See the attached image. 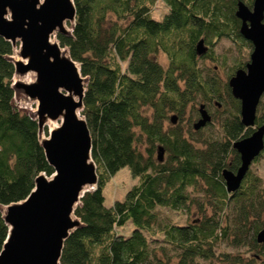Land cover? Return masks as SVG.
Returning <instances> with one entry per match:
<instances>
[{
	"label": "trees",
	"instance_id": "1",
	"mask_svg": "<svg viewBox=\"0 0 264 264\" xmlns=\"http://www.w3.org/2000/svg\"><path fill=\"white\" fill-rule=\"evenodd\" d=\"M158 1L73 0L71 32H56L87 78L80 114L98 174L96 188L74 209L81 224L65 239L60 264H264V243L256 240L264 226L263 181L250 170L229 192L221 173L231 142L244 136L240 100L204 62L219 60L214 43L222 38L252 49L239 30V0H161L167 10L156 17ZM200 39L210 45L203 55L196 52ZM13 53L0 36V251L9 232L2 206L25 199L40 173L54 172L35 115L14 103ZM245 65L235 59L228 78ZM212 95L231 112H223L222 131L190 130L187 137L166 127L170 112L184 114L189 103ZM124 166L137 182L106 205L104 188ZM162 208L186 210L188 218L174 222ZM192 208L198 216L189 219ZM127 225L130 233L120 231ZM220 243L238 251H218ZM244 246L250 255L239 252Z\"/></svg>",
	"mask_w": 264,
	"mask_h": 264
},
{
	"label": "water",
	"instance_id": "2",
	"mask_svg": "<svg viewBox=\"0 0 264 264\" xmlns=\"http://www.w3.org/2000/svg\"><path fill=\"white\" fill-rule=\"evenodd\" d=\"M236 16L241 19L240 33L253 44L250 60L229 77L232 95L240 100L242 124L255 123L257 108L264 94V0H253L252 7L243 0L237 3ZM73 0H0V36L13 45L19 41L20 59H13V81L17 92L38 100L35 118L39 132L47 119H59L57 127L41 139L51 176L40 173L28 196L6 205L3 217L9 225L7 238L0 251V264H60L65 239L81 224L73 217L75 207L88 189L96 188L98 174L92 159V136L82 109L87 78L68 50L62 51L55 32L67 33L66 22H74ZM208 50L204 39L196 44V52ZM29 71L36 78L26 82L20 78ZM199 128L210 120L203 103ZM177 117L172 114L171 121ZM242 163L236 172L224 169L222 175L229 192L241 185L253 159L264 149V123L255 131L233 143ZM164 146H158V158H164ZM264 243V226L256 234Z\"/></svg>",
	"mask_w": 264,
	"mask_h": 264
},
{
	"label": "rangeland",
	"instance_id": "3",
	"mask_svg": "<svg viewBox=\"0 0 264 264\" xmlns=\"http://www.w3.org/2000/svg\"><path fill=\"white\" fill-rule=\"evenodd\" d=\"M166 10H167L166 4L164 2H162L161 0H159L154 7L153 14L156 17L157 16L160 17L164 14V12ZM66 28L68 30H71V27L67 24V22H66ZM51 37H52V39H54L58 42L56 32L54 34H52ZM213 40L215 41L216 39H213ZM16 49L19 50V41H18V47L14 46V52ZM214 52H215L216 56H219V60L217 62L216 61L214 62V61L208 59L204 62L206 63L207 66H211L212 68H214L215 71L217 72V75L221 79L226 80V79H228V72L234 63V60L235 59L242 60V61L247 60L249 58L250 48L243 43H240V45H238V43H234L231 40V38L226 37V38H222L217 43H214ZM13 55H14V53L11 56L12 59H13ZM159 59L164 65H166L167 59L164 55L160 54ZM224 59H226L225 64L223 63ZM13 80H16L15 76H14ZM84 83H85L84 85L86 86V82H84ZM14 103L19 108L26 110L30 114H34L33 112L36 111L37 104L34 103L33 100L27 98V96H25L21 92H17L15 94ZM33 109H35V110H33ZM149 111H150V109H148V112ZM170 124H172L171 120L167 119L166 127L170 126ZM202 131L204 134H206L210 130L205 129ZM185 134L187 137H190L189 132H188V134L187 133H185ZM252 171L261 177V179L263 181L262 185L264 186V158L260 159L259 162L255 163L252 166ZM136 182H137V179L132 176L128 166H124V167L120 168L114 174V176H112V178L108 181V183L106 184V186L104 188L106 205H111L115 201V199H121L124 196L126 190L129 189ZM3 207H6V206H2V208ZM195 209L196 208H192V212H191L192 214L190 215L189 219L195 218L198 216V214L196 212L195 213L193 212V210H195ZM161 211H163L164 214L168 215L171 218V220H173L174 222L185 223V221L188 218V213L186 210L183 211V210H172V209H168V208H162ZM73 217L75 218L76 216L73 215ZM128 223L131 224V222H128ZM131 228H132L131 225H129V226L127 225L125 227H121L120 231L128 234V233H130ZM217 248H218V251L219 250L220 251L226 250V251H231L234 253H236L238 251L237 248L232 247L230 245L227 246L224 243L218 244ZM239 252L244 253L245 255L251 254V251H248L246 246L241 247L239 249ZM217 263H218V261H214L213 263H210V264H217ZM203 264H209V262H203Z\"/></svg>",
	"mask_w": 264,
	"mask_h": 264
},
{
	"label": "flooded vegetation",
	"instance_id": "4",
	"mask_svg": "<svg viewBox=\"0 0 264 264\" xmlns=\"http://www.w3.org/2000/svg\"><path fill=\"white\" fill-rule=\"evenodd\" d=\"M250 7H252V5ZM240 21H241V19H240ZM245 40H246V42L248 41L249 43H251L252 49H253L252 42L247 40V39H245ZM249 43H247V45ZM248 47L250 48V53H251L252 52L251 46L249 45ZM208 48H210V45H208ZM249 60H250V54H249V58L247 60H245L246 63ZM225 95H227V94H225ZM225 95H224V97H225ZM221 98L222 97H219V96H216V95H212L210 100H201V101L198 100L195 104L189 103L187 105V110L185 111L184 114L183 113L180 114L179 112H170L169 113V115H170L169 116V120H171V115L174 114L177 117V120H176V122H172L171 121L172 122V126L177 128V129H179L180 131H182L184 133H187V134H188V131H190V130H195V131L201 130L202 131V130H205V129H209V130L216 129L218 131H222L223 127H222V123H221V120H222L221 117H223L225 115V114H223V112L227 113V114H231V112H230V110L228 111L226 109L227 106L224 105L223 98L222 99ZM202 103L204 105V108L207 110V112H208V114L210 116V120L207 121V123L205 125H203V126H201L199 128H196L194 126V124L201 117L200 105ZM239 114H240V111H239ZM263 123H264V94L262 95V98H261L260 103H259L258 108H257L255 123L252 126H246V125L243 124V126H244V130H243L244 136L242 138L251 135L255 131V129H257ZM249 129H251V132L249 133V135H246V133L249 132ZM239 139H241V138H239ZM235 141L236 140H233L231 142L232 147L230 148V154H229V157H228V165L226 167H223L222 171L224 169H227V170H231L233 172H236L237 169L239 168V166L242 163V158H241L240 152L238 151V149H236L233 146V143ZM262 158H264V149L260 152V154L258 156H256L253 159V161L250 164V167H249L247 173L250 170L252 171V166L255 163L259 162L260 159H262ZM222 171H221V173H222ZM247 173H246V175H247ZM246 175L244 176V178L246 177ZM222 177H223V175H222ZM244 178H243V180H244ZM223 179H224V177H223ZM225 187H226V184H225ZM240 187H241V185H240ZM239 188L237 190H239ZM226 190L228 191L227 187H226ZM258 243H260V242H258Z\"/></svg>",
	"mask_w": 264,
	"mask_h": 264
},
{
	"label": "bare ground",
	"instance_id": "5",
	"mask_svg": "<svg viewBox=\"0 0 264 264\" xmlns=\"http://www.w3.org/2000/svg\"><path fill=\"white\" fill-rule=\"evenodd\" d=\"M51 40L52 41H56V40L52 39V37H51ZM14 46L18 47V40H17V42H16V44ZM62 51L67 53V48L62 47ZM20 58L21 57L19 55V50L16 49L15 52H14V55H13V59L16 60V59H20ZM15 78L18 79V75H15ZM20 78L23 79L26 82H31V81H33L36 78V72L35 71H29L24 76H20ZM33 102L37 104L38 100L34 99ZM33 110H35V109H33ZM35 112L36 111H34L33 113L35 114ZM78 112L80 114V111H78ZM59 123H60L59 119H50V118L47 119V121L45 122V124L42 127V131L40 133L41 134L40 138L43 139V138L48 137L49 131H51L53 128L57 127L59 125ZM5 208L6 207H3V213L5 212Z\"/></svg>",
	"mask_w": 264,
	"mask_h": 264
}]
</instances>
